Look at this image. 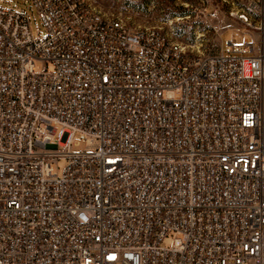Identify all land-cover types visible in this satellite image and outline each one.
Instances as JSON below:
<instances>
[{"label":"built area","instance_id":"obj_1","mask_svg":"<svg viewBox=\"0 0 264 264\" xmlns=\"http://www.w3.org/2000/svg\"><path fill=\"white\" fill-rule=\"evenodd\" d=\"M22 1L42 31L0 6V264H264V0H223L252 38L206 53Z\"/></svg>","mask_w":264,"mask_h":264},{"label":"rangeland","instance_id":"obj_2","mask_svg":"<svg viewBox=\"0 0 264 264\" xmlns=\"http://www.w3.org/2000/svg\"><path fill=\"white\" fill-rule=\"evenodd\" d=\"M107 14L121 16L131 26H164L171 21L173 29L168 32L180 41L191 43L201 52L214 51L222 44L224 48L234 39L240 49L245 39L240 29L242 25L230 16L240 5L223 0H99ZM0 6L23 11L29 19V27L36 39L42 31L36 11L22 0H0ZM184 11L185 15L180 12ZM177 25V26H176ZM50 66V65H49ZM50 68V67H49ZM95 141H81L74 150H90ZM64 160H58L62 169ZM170 243V240H167Z\"/></svg>","mask_w":264,"mask_h":264},{"label":"trees","instance_id":"obj_3","mask_svg":"<svg viewBox=\"0 0 264 264\" xmlns=\"http://www.w3.org/2000/svg\"><path fill=\"white\" fill-rule=\"evenodd\" d=\"M180 14H181V15H185V12H184V11H181Z\"/></svg>","mask_w":264,"mask_h":264}]
</instances>
